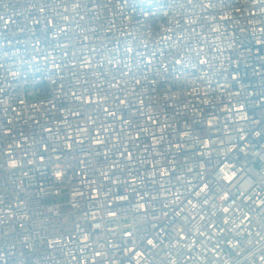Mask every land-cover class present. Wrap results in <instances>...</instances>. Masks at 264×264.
<instances>
[{"label": "built area", "instance_id": "1", "mask_svg": "<svg viewBox=\"0 0 264 264\" xmlns=\"http://www.w3.org/2000/svg\"><path fill=\"white\" fill-rule=\"evenodd\" d=\"M0 264H264V0H0Z\"/></svg>", "mask_w": 264, "mask_h": 264}]
</instances>
